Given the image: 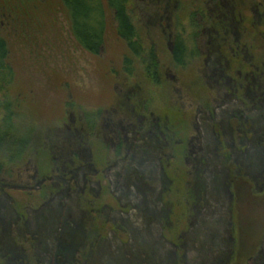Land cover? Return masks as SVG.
<instances>
[{
    "label": "rangeland",
    "instance_id": "1",
    "mask_svg": "<svg viewBox=\"0 0 264 264\" xmlns=\"http://www.w3.org/2000/svg\"><path fill=\"white\" fill-rule=\"evenodd\" d=\"M183 1L185 13L202 5ZM135 2L161 85L138 60L125 79L131 54L110 22L95 57L62 0H0L8 97L41 142L0 180V264H264V0H211L186 71L172 66L171 0ZM84 110L103 112L87 140Z\"/></svg>",
    "mask_w": 264,
    "mask_h": 264
},
{
    "label": "trees",
    "instance_id": "2",
    "mask_svg": "<svg viewBox=\"0 0 264 264\" xmlns=\"http://www.w3.org/2000/svg\"><path fill=\"white\" fill-rule=\"evenodd\" d=\"M193 1L202 5L197 9L190 8L191 11L185 13L183 0H171L173 22L170 54L172 66L176 70L186 71L200 58V37L207 25L214 24L211 0H191L190 5H193ZM135 3V0H62L69 16L72 35L85 52L95 57L103 54L110 22L117 37L131 54L124 61L125 79L130 81L135 76L134 60H138L146 78L153 84L161 85L164 70L156 48L153 45L146 48L142 42L133 15ZM183 14H186V18ZM9 57L8 43L0 34V180L10 176L14 168L21 166L41 149L37 131L33 127L22 126L21 115L16 111L18 103L8 97L9 89L15 82V71ZM126 103L124 99L122 104L126 106ZM126 107L133 115L137 112L128 103ZM149 110V105L145 104L140 111L146 113ZM102 116L100 110L82 111V130L86 140L100 132ZM165 125L167 133H162L158 129L160 127L155 126L164 148L174 143L176 138L170 125L167 122ZM123 148L124 143L121 141L116 149L117 157L122 156Z\"/></svg>",
    "mask_w": 264,
    "mask_h": 264
}]
</instances>
